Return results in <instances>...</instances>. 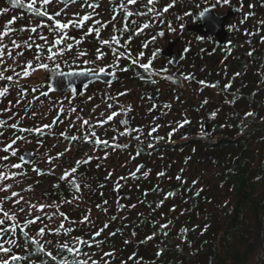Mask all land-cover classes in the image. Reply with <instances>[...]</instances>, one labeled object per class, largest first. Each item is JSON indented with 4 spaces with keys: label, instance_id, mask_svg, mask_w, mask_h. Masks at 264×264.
<instances>
[{
    "label": "trees",
    "instance_id": "16d2710c",
    "mask_svg": "<svg viewBox=\"0 0 264 264\" xmlns=\"http://www.w3.org/2000/svg\"><path fill=\"white\" fill-rule=\"evenodd\" d=\"M171 2L172 0H156L154 7L161 10ZM145 3L146 0H140L138 5L132 7L136 12H147ZM197 4L198 2L194 0H179V4L169 10H175L172 16L178 18L183 12L182 8L189 6L190 13H194L197 11ZM11 5L22 7L28 14L42 18L36 16L18 0H12ZM129 9L132 10L131 7ZM119 11L123 13L120 8ZM130 19L132 23L126 32L123 31V26L107 34L101 28L100 35L97 36L94 32L88 33L90 26L87 25L83 32L76 29L80 33L79 37L76 35L67 43L72 44V50L75 47L74 52L78 53L87 52L92 45L112 49L111 56L115 59L116 52L120 50L115 47V42L109 46L100 43L102 39L110 40L113 33L127 41L135 39L142 47L147 45L140 47L141 51L152 57L159 48L160 39L157 34L162 30L160 27L151 26L144 29L145 19L142 20L139 15H134ZM165 21L168 22L169 17ZM124 24H129V18L125 17ZM137 25L140 26L139 30ZM116 29L120 31L117 32ZM154 36L156 39L153 41ZM138 44H136L137 51H139ZM58 48H62L63 52L69 51L66 45ZM42 50L46 52V47ZM121 61L126 63V58ZM119 70L118 74L121 76L138 78L143 91L148 92V95L156 94L154 79L144 69L132 66L130 70L124 71L123 65H120ZM173 76L176 84L183 83L181 82L183 75L173 73ZM193 77L188 81L190 93L193 88L191 86H198L199 81H205L207 103H204V100L199 107H193L192 97H198L196 92L188 98L183 94H176V98L173 97L176 104H171L169 99L158 95H155L158 101L155 98L151 99L152 102L156 101L155 109L159 112V120L154 124H160L164 128V130L159 128L154 136H162L165 139H150L146 135V139L136 142L133 149L137 151L136 153H140L138 156H143L145 159L156 157L161 167H165L164 172H173L171 176H167L168 178L160 180L164 181L163 186H159V180L150 174L144 176L143 172H140L133 177L131 185L126 187L127 190H123L124 193L118 201L120 206H126L123 208L127 211L125 218L109 223V227L102 235L95 238L97 240L95 247L83 248L84 252L92 253V258L97 259L101 264H264V259L262 260L264 257V65L261 64L258 72L250 69L247 73L238 75L234 82L232 81L234 76H225V78L223 74L218 76L209 72ZM216 82H218L216 87L208 86ZM229 83L231 88L225 90L224 85ZM174 91L172 90L173 93ZM188 99L190 103H186ZM232 100L235 103H229ZM177 104L191 105L192 116L200 126L195 127L189 123L181 128V133L176 138L174 136L168 140L170 128L163 121V115L166 109L176 110ZM213 111L217 112L215 117L210 115ZM246 112H253L254 115L247 117ZM206 122L208 131L204 130ZM198 127H201L202 131ZM199 132H206L207 135H201ZM86 135L88 134L78 132L75 142L86 146L88 141L83 139ZM149 144L153 146L149 147ZM129 145L130 142L122 144L119 149L130 150ZM184 151H188L187 156L183 155ZM176 154L178 160L197 162L198 166L200 162L206 160V165L215 169L205 187L196 180H193L196 181L195 184L189 183L185 172L177 173L178 160L174 159ZM89 167L82 165L75 175L76 180L81 184L80 192H76L68 182L61 181L59 177L49 188V192L54 197L59 195L62 199L69 200L81 197V193H86L89 187L88 193L91 196L88 200L89 206L103 213L105 208L110 207V198L105 191V185L107 181L110 184L111 180L109 178L102 180V175L105 174L103 172L99 174ZM178 175L182 177L181 180L176 179ZM167 192H175V195L165 198ZM134 200L139 201V209H136V206L132 209L128 208V205H134L132 203ZM161 200L164 201L162 206L157 207ZM104 201H107L106 205ZM96 205H100V208ZM120 206L117 207L121 208ZM78 212L83 214L77 218L75 225L70 226L73 229V237L80 236L91 243L92 233L103 225L82 223L87 210L84 212L78 210ZM169 220L171 225L162 229L160 225L168 223ZM183 229L188 231L184 232ZM24 231L18 227L12 234L17 237L12 254L20 256L21 259L10 264H60L61 254L57 248L59 243L66 242L64 236L59 242L55 238L51 249L46 246L45 251H40L37 244L32 241L33 236L26 237ZM113 232L116 235H110ZM165 232L167 235L164 234ZM149 236L152 239H147ZM161 250L162 254L157 255ZM47 251L54 252L55 261L47 256ZM104 252H114V255L104 257ZM63 257L72 259V254L64 252Z\"/></svg>",
    "mask_w": 264,
    "mask_h": 264
},
{
    "label": "rangeland",
    "instance_id": "374dc122",
    "mask_svg": "<svg viewBox=\"0 0 264 264\" xmlns=\"http://www.w3.org/2000/svg\"><path fill=\"white\" fill-rule=\"evenodd\" d=\"M21 2V4H24L27 6V4L30 2V0H18ZM99 2L98 8H89V7H83V4H91L90 1H83V0H77L76 3H70V0H67L64 2V4L58 3L56 1L55 4L47 6L49 11L51 12L54 8H63L65 4L68 5L66 14L59 17L62 22H65L69 19L76 20L77 16L73 15V13H77L79 15H83L85 13H90L92 15V19L85 22V25H89L92 27L91 22L95 23L96 20L101 21H107L112 13H115L114 6H118V4L122 3L123 0H94ZM209 0H203L204 3H208ZM116 2V3H114ZM132 6V5H131ZM37 7L44 8L45 6L39 2ZM8 9V15H4V13H0V27L2 31L4 24L11 19L13 16L17 17V21L15 25L13 26L14 29H20L22 27H29L35 26L37 24H48L47 18L44 17V19H37L34 16L25 13L22 10L18 9H12L8 6V3L5 2V0H0V9ZM226 9V7H223L219 10V12H222ZM160 12V15L157 16L156 12L149 13L147 16L143 15L141 16L142 20L145 19V23L150 24L151 27L157 28L160 27V29L164 32V35L161 37L159 36V47H166L167 43L170 39L175 38L182 30L184 32L185 26L181 29L178 28V26L172 28L175 29V31H169L167 27V22L165 21L166 18L171 17L172 22L176 21L177 19L173 18L172 13H174L175 10L168 12H163L161 10H157ZM96 13H99V15H96ZM118 18H116V23L124 24V18L123 13H120L119 11L115 13ZM140 16V15H139ZM22 17V18H21ZM184 17V12H182L180 19ZM171 20L169 22H171ZM163 21V22H161ZM164 21L166 23H164ZM54 23V22H53ZM115 23V24H116ZM144 23V24H145ZM166 24V25H165ZM173 25V23H172ZM149 26V27H150ZM88 28V27H87ZM78 29V28H77ZM104 32L107 34L110 32L107 28H102ZM80 32H83L81 28L79 29ZM66 34L69 37L68 41L75 38L77 35L79 37V31H76L75 27H69L66 30ZM40 35H44L48 37V40L51 41L55 37L49 32V28L47 26L38 29V34H33L30 31L20 32V31H14L9 37L3 38V43L5 45H8V49L12 52V58L6 59V63L15 70V72H7L9 75H14L15 73H21L19 77L14 78L13 82H17V87L12 88V86L8 85L9 92L8 99L6 104H0V117H2L6 125H11L12 123H15L18 125L17 129H8V127H5L4 125H0V158H2L5 155H8V152H4L3 148L5 145V142L10 141L13 137L16 135H19L23 137V139L17 141V145L14 147L18 149L17 153H19L24 144L27 142L26 138L24 137V132L20 131L21 128H26L28 126H42L44 124H52L54 120H57L58 123L56 124L55 128L54 125L52 127H49L48 129L52 130V132L57 133V130H60L59 136L54 137V139L49 140L44 146L43 150L40 149L41 154L43 155V159L45 160L47 157H55L54 164L49 166L50 173H44V176H39L40 178L37 179V181H31L32 179L37 178V175H34L30 172V174L25 173L24 167L21 169H12L10 167L11 164H15V161H11L12 157L8 161H3L0 159V171H3L7 173L10 176V179L7 181L0 180V185L8 183L11 184L12 187L7 192H0V199H3L5 196L11 197V192L16 191L21 194L23 197V200L17 205V204H10L9 201H5V207L6 210H9L10 212L14 211L18 214V220L17 221H11L13 224H18V227H21L25 231L29 232V235L32 237H36L40 240L41 243L48 242L51 246L49 247L48 244L46 246L48 248L53 247V242L55 238H57L58 242L60 241L61 237L64 236L66 242H70L71 238H74V233L71 232L70 236L65 234H46L44 237H38L37 236V230L41 226L47 227H58L61 222H64L66 227H70L73 224L75 225L76 220L78 217L82 216L83 213H79L78 210L85 212V215H89V221L84 224H93V223H101L109 224L113 221H120L125 218L127 215V211L121 208H118L117 206H120L118 201L121 199L122 195L119 196L117 193L121 190H127L126 187L131 185V180H133V177H130L129 174L136 170L137 166L141 163H143V171H148L150 175L153 178L158 179L159 186L164 185V181H160L163 178H168L167 176H171L173 171L165 172L166 175L164 176H158L157 173L164 170L165 167H161V165L157 162L156 157L152 156L150 159H145L143 156L136 155L133 151L127 150V149H119V146L122 144H127L128 139L125 140V138H130L133 136H121L119 140H117L112 134L109 132H106L104 128L106 126H98L97 121L106 117L109 112L113 110H118L124 107L125 105H128L132 108V120L134 122L148 125L150 126L152 123L154 124L156 121L159 120L158 116V110L149 113L150 110V102L146 98H142L139 95V87L138 83L136 84V81L133 78L123 77L121 78V83L114 82L112 83L113 86L110 88H105L101 83H93V88H89L87 93H84L81 98H78V102H75L73 100V96L67 93L58 94V92H46L47 95L41 96L39 92L36 90L38 87L43 85L46 75L47 69H41L38 67V64L34 61V68L33 70H30V76L28 78L23 77L22 75V67L28 60H32L34 57L39 56L40 60H42L44 63L48 64V67H56L59 66L64 69H76L78 67L82 68L83 65H87L91 67L93 70L89 71H95L96 67L100 69V67H104L108 71L113 66V64H119L117 63V59L111 56L112 49H106L105 47H97L92 45L87 50L86 56H80L78 52L75 51V47L71 51L63 52V54H60V48L56 49L57 54L53 56L52 59H48L49 53L43 52L41 49L40 52H37V49L35 47L31 49H27L23 46L24 41H28L35 44L42 45V48L46 47V42L41 41L39 39ZM112 35H114L112 33ZM29 37L32 39L29 40ZM15 39L18 43L22 44V47L19 49V52H22V56L17 55V50L12 48L11 40ZM77 39V37H76ZM120 43L117 45L115 44V47L120 48L121 51H124L125 53L128 52L129 48H132L133 50L135 47H139V51H141L142 45L137 40H128L127 39H120ZM67 41V42H68ZM130 41V42H129ZM111 45V44H110ZM109 46V45H108ZM141 47V48H140ZM100 49L102 52L105 53V57L103 60L97 61L96 55H97V49ZM196 48V47H194ZM197 49V48H196ZM132 50L133 57L136 56L134 54V51ZM140 57H136V60H139ZM142 58V57H141ZM143 58H146L145 56ZM158 60V59H157ZM16 61L19 62L20 66H17L15 63ZM87 61V62H85ZM140 61H144L141 59ZM148 62V61H147ZM159 62V60H158ZM157 62V65H158ZM110 66V68H108ZM158 73V74H156ZM171 77V79H167L166 77ZM152 79H154L155 84V91L156 94L161 96V98H165L170 100L171 104H176V100L173 101V92L172 90H175L176 83H175V77L173 74H168L165 72L160 73V71H154L151 75ZM125 81V82H122ZM1 82V81H0ZM102 82V81H101ZM188 83L184 82L180 84L181 91L188 89ZM5 87V86H4ZM14 87V86H13ZM28 88L35 91V94L37 95V98L34 100V104L30 103V98L32 97L30 93L27 95L23 93V88ZM26 88V89H27ZM214 90V88H211ZM154 90V89H153ZM194 92H197V88L194 89ZM66 91V90H65ZM127 92L126 95H118L119 93ZM187 92V91H186ZM191 92H193V88L191 89ZM197 96L198 97H192L193 101V107L200 106V104L207 98L205 95V90L203 86L198 89ZM66 94V95H65ZM182 95V93H180ZM191 93H188L187 96L190 97ZM155 95L152 96L155 98ZM165 99V100H166ZM156 101H158L155 98ZM189 100V99H188ZM1 102V100H0ZM189 102V101H187ZM113 104V108H109V104ZM122 106V107H121ZM180 106V107H179ZM187 106V108L185 107ZM180 105L177 104L176 110L170 108L169 110L166 109L164 113L163 121L167 123V126L170 128V132L173 128H176L177 130L174 132V134L169 137L168 140L172 139L174 136L176 138L177 135L181 133V127H178L179 123L183 119H187L190 121L192 125H199L198 121L194 119L192 116L191 105ZM63 108V112H60L59 109ZM72 109H75V111H72ZM165 110V108H162ZM119 110V111H121ZM122 114L118 117H124L123 111H121ZM33 113L36 115L34 116ZM141 113V114H140ZM103 114V117H102ZM77 117H80L82 119H89L91 123L85 127L81 120H78ZM117 117L113 120L116 122ZM93 120H95V123L93 125L98 127L95 128V131L100 132L97 133V135L101 139L108 140L109 147L105 149L104 145H96V144H88L84 146L83 144H76L72 139L67 141L66 136L69 135L70 137L76 136L78 132L81 134H88V128H90L91 124H93ZM118 120V119H117ZM30 123V125H28ZM114 122L109 124V127L112 126ZM159 123V122H158ZM157 123V124H158ZM75 125V128L72 126ZM160 125V124H158ZM200 126V125H199ZM162 127V126H161ZM160 127V128H161ZM201 130V127H198ZM161 130H164V128H161ZM123 131V129L121 130ZM120 131V132H121ZM61 133H64L63 136H61ZM119 135V133H118ZM123 137V138H122ZM120 139H124V141H121ZM143 140L141 138L138 140L140 142ZM177 142V140H172ZM92 142V141H90ZM50 149V150H49ZM70 149V151H69ZM129 149H132L130 147ZM11 153V152H9ZM58 153H64V155L56 159V155ZM88 155H92L94 159L91 161V163L87 164L90 166L93 171L98 172L101 174L103 172L105 175H102V180L104 179H110L111 183L109 184L107 181V184L105 185V191L107 193V196L110 198V207L105 212L100 213L97 210L92 209V207L89 206L88 200H90L91 196L88 193V189L86 193H81V197H75L71 198L67 201L68 203H64L66 199H62L59 195L57 197H54L52 193L49 192V188L53 186L55 182H57L58 177H60L65 170H70L74 165L76 160L78 159H84ZM105 155L107 158L105 159ZM177 155H175L174 159L178 160ZM184 156L188 155V151H184ZM54 159V158H53ZM190 164V165H189ZM207 161L204 160L203 163H199L200 166H198L197 162H192L190 160H178V163L176 164L177 167V173L182 174V172H185V176L188 177L189 183H192L193 180H196L199 182V184L203 187L207 185V182L209 178H211V175L214 174L215 169L211 167L210 165H206ZM99 165V167H97ZM47 166V165H45ZM183 169V171H181ZM16 172L15 177H11V173ZM164 172V171H163ZM25 173V175H24ZM124 177L123 180L120 178ZM119 183L120 187L117 190L116 184ZM31 187V191H28L27 189ZM109 191H107V190ZM45 204V205H51V207H46L45 211L41 213L39 211V204ZM132 203L136 206V209H139L140 204L138 200H134ZM29 204L37 205V208L32 211L30 210L27 214L20 212L21 208H27ZM129 206V205H128ZM129 208V207H128ZM133 207H130L132 209ZM128 209V210H130ZM63 211L67 214L69 217L68 220H62V218L59 216V212ZM55 212V218L53 220H47L45 217L52 216ZM35 215H40L42 219L32 225H28L27 228L24 227V224L22 221L30 219L34 217ZM84 215V216H85ZM111 217H115V219L111 220ZM171 222V220H169ZM171 223L169 224V226ZM7 223L4 225V227H7ZM14 232L9 233L7 237H4L0 239V243L4 244L6 247H9L11 250L14 248V244H7V239H13L17 242V237L13 236ZM4 254L0 253V258H3Z\"/></svg>",
    "mask_w": 264,
    "mask_h": 264
},
{
    "label": "snow or ice",
    "instance_id": "6c2138e0",
    "mask_svg": "<svg viewBox=\"0 0 264 264\" xmlns=\"http://www.w3.org/2000/svg\"><path fill=\"white\" fill-rule=\"evenodd\" d=\"M40 3H42L45 7L44 8H40L37 7L38 4V0H30V2L27 4V7L32 10L36 16L38 17H46L48 24L45 25L43 23L41 24H37L35 26H32L31 28L25 26L22 27L20 29H14V25L17 21V17L13 16L11 19H9L3 26V30L0 31V81H4V82H9V81H14V78L19 77V75L21 73H15L14 75H7L6 73L11 71V72H15V70L13 68H11L7 63H6V57L7 59H11L12 58V52L8 49V45H5L3 43V38L4 37H9L14 31H20V32H25V31H30L33 34H38V29L43 28L45 26H47L49 28V32L54 35V39L49 41L47 36L44 35H40L39 39L41 41H45L46 42V50L49 53L48 59H52L54 55L57 54L56 49L61 46V45H66L67 49L69 51L72 50L73 45L70 43H67L69 37L66 34V30L69 27H76V28H82L85 25V22L89 21L92 19V15L90 13H85L82 16L77 14V13H73V15L77 16L76 20H67L65 22H62L61 19L59 17H61L62 15L66 14L67 12V7L68 5L65 4V6L61 9V8H54L52 9V11L50 12L48 7L49 5L55 4L56 0H39ZM77 0H70V3H76ZM156 0H146V3L144 4V7L147 9V12H134L132 10L129 9V5H138L140 3V0H123L122 3L118 4V7L120 9L123 10V15L126 18H129V24H124L123 25V31H128L130 24L132 23L131 21V17H133L134 15H147L148 13H153L156 12V15L159 16L160 12L157 11V9L154 7ZM219 2L223 3V4H228L230 2V0H219ZM61 4H64V0H60ZM175 0H172V3L167 4L166 6L163 7L162 11L163 12H168L170 8H172L174 6ZM83 7H89V8H97L99 7V5H96L95 3H91V4H83ZM212 7H215V5H212ZM251 7V6H250ZM8 9L4 8V9H0V13H7ZM208 9L205 8L202 12H200V16L203 17L206 13H207ZM187 14V13H186ZM96 15H99V13H96ZM253 15V13L249 12L247 13V16H251ZM22 18V17H21ZM247 18V17H246ZM115 21V17H113V22ZM54 22V23H53ZM163 22V21H161ZM96 27H89L88 28V33H95L97 36L100 35L101 32V28L102 27H106L105 24H103V22L96 20ZM260 25L262 27H264V21H259ZM150 26V24L145 23L143 25L144 29H147ZM181 27H183V25H181ZM140 26L137 25V29L139 30ZM168 29L169 31H175L174 28H172L171 23L168 22ZM116 31H120V29H116ZM137 34H139V31L137 32ZM158 36H163L164 32L160 31L158 34ZM32 38L29 37V40H31ZM153 41L156 39V36L152 37ZM197 39H202L201 37H197ZM113 42H115V44H119L120 40L118 39L117 35H113L111 37V39H102L100 40V43L103 45H110ZM130 42V41H129ZM11 45L12 48L17 50V55L18 56H22L23 53L19 52V49L22 47L21 43H18L17 40L12 39L11 40ZM23 46L26 47L27 49H31L33 47H35L37 49V52L39 53L40 50L42 49V45L40 44H35L33 45L32 43L28 42V41H24ZM147 45H144V47H146ZM158 51V50H157ZM60 54H63V49H60ZM156 53H153V58L155 57ZM80 56H86L87 53L86 52H80L79 53ZM128 56L130 59L132 57V53L131 50L129 49V51L127 53H125L124 51H120L118 50L116 52V56H117V63L119 62V59H123L125 56ZM138 57H144V52L140 51L139 53L136 54ZM249 55H252L251 52H249ZM105 57V53L102 52L99 48L97 49V55H96V60L100 61L103 60ZM34 61L38 64V67L41 69H47L48 68V64L44 63L42 60H40L39 56L34 57L32 60H28L22 67V75L25 78H28L30 76V70H33L34 68ZM87 62V61H85ZM133 64H137L138 60L136 59H132L131 61ZM17 64V66L19 65V62L16 61L15 62ZM152 60H149L147 63H140L139 67L144 69L146 72L150 71V66H151ZM105 68L104 67H100L99 71L101 73L105 72ZM126 70V69H125ZM87 71V69L85 70ZM167 71L166 69H161V72ZM72 74V73H70ZM158 74V73H156ZM235 75H239V73L235 74ZM167 79H171V77H166ZM194 77L191 74H186L183 76L184 80H192ZM199 83L201 85L206 84L205 81L201 80L199 81ZM218 84V82L216 83H212V84H208L209 87H216ZM231 88V84H225L224 85V89H230ZM9 92V88L7 87H3L0 86V97L5 96L7 93ZM127 92H123V93H119L118 95H126ZM43 95H47V93H43ZM204 103H207V100L204 101ZM229 103H235L234 100L229 101ZM108 107L111 109L112 105L109 104ZM153 107H156L155 105H153ZM127 110H131L130 106L128 107ZM60 112H63V108L61 107L59 109ZM72 111H75V109H72ZM122 114L121 111H111L110 114H108L106 117L100 119L97 121V125L98 126H103L106 123H109L111 121H113L114 118L120 116ZM33 115L35 116L36 114L33 113ZM210 115L212 117H215L217 115V112L213 111L210 113ZM254 113L253 112H246L245 116L247 117H251L253 116ZM103 117V114H102ZM78 120H81L80 117H77ZM55 123H58L57 120H54L52 122V124H44L42 125V127L39 128H34V129H27V128H21L20 131L22 132H28V131H34L35 133L39 134L41 133L42 129L46 130L49 127H52ZM81 123L87 127L91 121L89 119H82ZM120 124L124 125V129L123 131H121L119 133V135L121 136H126L129 135L130 132L132 131V129L128 128V120H120L119 121ZM190 121H188L187 119H183L178 127H184L185 125L189 124ZM0 125H4L5 127H10L11 129L15 130L18 125H16L15 123H12L11 125H6L5 122L3 120H0ZM73 128H75V125L72 126ZM161 127V125H156L153 126L149 129L147 135L150 137H153V139L155 140H163L165 139V137L162 136H154L153 134L158 132L159 128ZM176 128H173L172 131L168 134L169 137H171L174 132L176 131ZM135 131L139 132L140 129L139 127H137L135 129ZM0 135H2V133H0ZM64 133H61V136H63ZM201 135H207L206 132H202ZM23 139V137L16 135L15 137H13L10 141L5 142L3 151L4 152H11V156H17V151L18 149L15 148L14 146L17 145V141ZM71 139L73 141L77 140L76 136H72ZM83 139L85 141H94V143L96 145H104L105 147H107L109 145V141L105 140V139H101L95 130H92L88 135L84 136ZM137 140H140L141 137L137 136L136 137ZM149 147H152L153 145L149 144ZM70 151V149H69ZM140 153H136V155H139ZM64 155V153H58L56 155V159L61 158ZM105 159L107 158V156L105 155L104 157ZM3 161H8L10 159V157L8 155L3 156L2 158ZM19 159L21 161L24 160L23 156H20ZM94 159V157L92 155H88L86 158L84 159H78L75 162V165L70 169V170H65L63 171L62 175L59 177V179L61 181H65L69 183V186L72 187L76 192H80L81 191V184L76 180L75 175L78 172L79 168L82 165H87L89 163H91V161ZM49 162H52V158H49ZM10 167L12 169H21L23 167L22 164L20 163H15V164H11ZM97 167H99V165H97ZM34 171H37L39 174L43 175V171L40 169H33ZM183 171V169L181 170ZM143 172L144 176H148L150 173L147 171H143V166L142 165H138L136 170L131 172L129 174L130 177H135L137 176L138 173ZM158 176H164L166 175L165 172L161 171L159 173H157ZM16 176V172H12L11 173V177H15ZM10 179V176L3 172L0 171V180L3 181H7ZM121 180L124 179V177L120 178ZM177 180H181L182 177L181 176H177L176 177ZM193 183L195 184L196 181H193ZM12 187L11 184L5 183L0 185V192H7L8 190H10ZM55 187H59V185H55ZM120 187V184L117 183L116 184V189L118 190ZM28 191H31V187H29L27 189ZM159 190V189H157ZM199 194V193H197ZM145 195H147V193H145ZM175 195V192H167L165 194V198H169V197H173ZM23 200V197L21 196L20 193L16 192V191H12L11 192V197H7L5 196L3 199H0V217H3L2 219H0V239L7 237L9 235V233L11 232H15L17 231L18 228V224H13L11 223V221H17L18 220V214L14 211L10 212L9 210H6L5 205V201H9L10 204H19L21 201ZM69 201L65 200L64 203H68ZM163 200L159 201L157 204V207L162 206L163 204ZM105 205L107 204V201L103 202ZM39 207V211L41 213H43L46 209V207H51V205H45L43 203L38 205ZM97 208H100V205H96ZM121 209H123L124 205L120 206ZM128 207H135V205H129ZM37 208V205L34 204H29L27 208H21L20 212L27 214L30 210L34 211ZM107 209L105 208V211ZM59 216L62 218V220H68L69 217L67 216L66 213H64L63 211L59 212ZM55 218V212L53 213L52 216H47L45 217V219L47 220H53ZM42 219V217L40 215H35L34 217L24 220L22 221V223L24 224V227L27 228L28 225H32L35 224L37 222H39ZM113 219H115V217H113ZM89 221V215H85L82 218V223H87ZM7 223V227H4V225ZM171 222L169 221L168 223L162 224L160 225V227L162 229H166L168 228L169 224ZM109 227L108 224H104L102 228L96 230L94 233H92V237L93 240L91 243H89L88 240L84 239L83 237L77 236L74 238H71V242H62L58 244V248L57 251L61 254V259H60V264H101V262H99L97 259H93L92 258V253L90 252H84L83 248L84 247H95L97 240L95 238H99L103 231L105 229H107ZM73 231L72 228L70 227H66L64 222H61L59 224L58 227H45V226H41L39 227V229L37 230V236L38 237H44L46 234H65V235H69L70 233ZM182 231L187 232L188 229H183ZM165 235H167V233H164ZM24 235L26 237L29 236V232L28 231H24ZM110 235H116L115 232L110 233ZM133 235H135V233H133ZM147 239H152L151 236L147 237ZM32 241L33 243L37 244V246L39 247L40 251H45V247L46 244H48V242L45 243H41L39 239H37L36 237H32ZM7 244H14L16 243V241H14L13 239H7L6 240ZM19 246V245H17ZM48 246L50 247L51 245L48 244ZM67 252L72 254V259H68L63 257V253ZM0 253L4 254L3 258H0V264H10V262H14L17 261L19 259H21L20 256L18 255H13L12 254V250L9 247H6L4 244L0 243ZM47 256L51 257L53 261L56 260V255H54L53 251H47ZM162 254V250L161 252H158L157 255ZM112 255H114V252H104L103 256L104 257H111Z\"/></svg>",
    "mask_w": 264,
    "mask_h": 264
},
{
    "label": "flooded vegetation",
    "instance_id": "af4514ba",
    "mask_svg": "<svg viewBox=\"0 0 264 264\" xmlns=\"http://www.w3.org/2000/svg\"><path fill=\"white\" fill-rule=\"evenodd\" d=\"M57 1V0H56ZM83 1H88V0H83ZM90 3H95L96 5H99L98 1H94V0H89ZM197 1V11H195L194 13H190L189 11V6H185L184 8H182L183 12H184V17L182 19H180V17L175 18L177 19L176 21L172 22V18L169 17V21L171 20V26H178V28H182L181 25H183V27L185 26V30L183 32V30L173 39H170L167 43V46L169 45V43H171L172 41H176V43L172 46V54L169 56H166L165 54L160 53V50H164V47H159L156 51L155 57L153 58V56H149L147 54L144 53V56L146 58H139L138 63L137 64H133L131 61L132 59H136V57H138L136 54L139 53L140 51H137L138 49L133 50L132 48H129L131 50L134 51V54L136 56L133 57V53H132V57L131 59L126 55V63L124 61H121L122 59H119V64H113V66L110 68V66L108 68H110V70L105 71L104 73L110 74L111 77L108 79L107 82L104 81H100V80H92L88 83H86L83 86V90H81L79 93L75 90L74 86L69 87L66 91H62L63 93H67L73 96V100L75 102H78V98H81V96H83L84 93L88 92L89 88H93V83H101L105 88H110L112 85V83L114 82H119L121 83V78L123 76H121V74H118V72L120 71V65H123V70L126 71L125 69L130 70V67L132 66H136L139 67L140 63H147V61L152 60L151 66H150V71L148 72V75L151 77V75L153 74L154 71H160L163 68H167V73L168 74H179V75H186V74H191L192 76H196V75H202L205 72H209V74H217L219 75H224L225 76H234L233 78V82L235 81V78L238 75H235L237 73H239V75L243 74L244 72H248V70L253 69L256 72H258V69L260 68L261 64L263 63L264 65V27H262L259 23V21H264V0H230V2L228 4H223L221 2H219V0H209L208 3H204L203 0H194ZM6 3H9L10 0H5ZM58 2V1H57ZM60 3V2H58ZM116 3V2H114ZM172 3V2H171ZM12 0L10 2V4H8V6L12 9H18V10H22L25 13H27L22 7H12ZM179 4V0H175L174 6ZM212 5H215V7H212ZM251 6V7H250ZM128 7H131V9L136 12L134 10V8L129 5ZM223 7H226V9L222 12H219L220 9H222ZM98 8V7H97ZM115 8V13L119 11V7L118 6H114ZM205 8L210 9L212 8L215 12V14L217 15H223L224 13H227L228 11H235V13L231 16L228 17L226 24H225V36H224V40L222 43L218 42V38L216 36L213 35H204V33H199L193 29H189V27L191 26H196L198 24H200V12H202ZM120 12V11H119ZM253 13V15L251 16H247V13ZM115 13H112V15L110 16V18L107 21H101L103 22V24L106 25V27H102V28H107L110 31H114L115 28H120L123 25L121 23H116V18H118L116 16ZM187 13V14H186ZM182 13H180L181 16ZM4 15H8V11L7 13H4ZM113 17H115V21L113 22ZM247 17V18H246ZM36 18V17H35ZM37 19H44V17L42 18H37ZM125 21V16L122 19ZM168 21V22H169ZM168 22H167V26H168ZM116 23V24H115ZM173 23V25H172ZM91 26H97L96 23L91 22ZM86 27V25H84V27L81 28V30H83ZM76 28V27H75ZM94 28V27H93ZM3 29V28H2ZM77 29V28H76ZM80 28H78L79 30ZM1 30V27H0ZM200 30H203L202 28H200ZM112 31V32H113ZM197 37H201L202 39H197ZM179 38V39H178ZM108 46V45H106ZM196 47V48H194ZM128 49V51H129ZM249 52L252 53V55H249ZM173 53H183L182 58L177 62L176 65H172V63L170 62V59L173 56ZM117 58V57H116ZM141 59H143L144 61H140ZM159 62H158V60ZM158 62V65H157ZM117 65V67H115ZM48 68H52L55 72L58 71H69V70H86L88 72H100L99 68L96 67L95 71H89V70H93L91 69V67L87 66V65H83L82 68L78 67L76 69H64L61 68L59 66L56 67H48ZM160 68V69H159ZM165 72V71H164ZM112 73V74H111ZM7 75H9V73H6ZM109 76V75H108ZM125 77H129V76H125ZM130 78V77H129ZM226 78V77H225ZM136 81V84L139 87V96L142 98H146L149 100L150 102V112L156 111L155 107H153V105L156 106V101L154 100V102L151 101V99L153 98L152 94L148 95V92L143 91L142 86L139 83V79L138 78H133ZM189 80H182L181 82H187L188 83ZM125 82V81H122ZM9 86H12V88L17 87V82H13V81H9V82H4L1 81L0 82V86H5L8 88ZM180 83L176 84L175 87V91L172 94L173 97H175L176 94H180L182 93L183 95L187 96L188 93H190V91L188 89H185L183 91H181L180 88ZM14 86V87H13ZM203 86V88L205 89V87H207L205 84L204 85H198V86H191L193 88H197V92L198 89H200ZM27 88V87H26ZM23 88L22 91L25 94H29L32 97L30 98V103L32 105V103L34 104V100L37 98V95L35 94L34 90L31 89H26ZM189 88V85H188ZM179 89V90H177ZM39 94L41 96H43V93L51 92L50 87L48 85V83L44 80L43 85H41L40 87H38L36 89ZM174 90V89H173ZM187 91V92H186ZM62 92H58V94H63ZM54 93V92H53ZM195 92H191V94H194ZM190 94V95H191ZM66 95V94H65ZM8 94H6L5 96L0 97V104H6L7 99H8ZM189 96H187L188 98ZM176 98V97H175ZM173 99V98H172ZM175 101V100H173ZM189 102L186 103H190V100H188ZM174 104V103H173ZM112 108L114 103L112 104ZM115 107V105H114ZM122 107V106H121ZM129 107L128 105H125L124 107H122L121 109L118 110H113V111H123V115L124 117H117L116 122L115 121H111L109 123L104 124L103 126H106L105 131L109 132L110 134H112L117 140H119L120 135H118V133H120V131L122 129H124V125L120 124L119 121L120 120H128V128L132 129V131L130 132L129 136H133L130 138H125V140L128 139V142H130V147H132V149H130L131 151H133L136 154V150L133 149V147L135 146L134 144L136 142H138V140L136 139L137 136H140L143 139H146V135L149 131V129L153 126H156L155 124H151L150 126L148 125H143L137 122H134V120H132V108L131 110H127ZM180 107V106H179ZM113 109H117V108H113ZM153 109V110H152ZM110 114V112L108 113ZM141 114V113H140ZM3 119L2 117H0V120ZM115 119V118H114ZM113 119V120H114ZM203 119V118H202ZM112 126L109 127V124L112 123ZM95 123V120H93V124H91L90 128H88V134L94 130L95 128H98L96 126L93 127ZM57 123H55L54 128L56 126ZM30 125V123L28 124ZM162 126V125H161ZM42 126H28L26 127L27 129H34V128H39ZM139 127L140 131L137 132L135 131V129ZM195 127H197V125H195ZM162 128V127H161ZM8 129H10V127H8ZM17 129V128H16ZM52 130H54L53 128H51V130L49 129H42L41 133L37 134L34 131H28V132H24V137L26 138V143L24 144L22 150L17 153V156H11V153L8 152V155L12 157L11 161H15L16 163H20L23 165L24 169H25V173L30 174V172L34 175H37L38 177L35 179H32L31 181H37V179H39V176H44L39 174L37 171H34L33 169H40L43 171V173H50V168L49 166L54 164L55 161V157H51L52 158V162H49V158L47 157L45 160L43 159V155L40 152V149H44L43 146L49 141L54 139V137L59 136L60 134V130H57V133L52 132ZM204 130L208 131V128H205L204 125ZM96 131V133L100 132ZM202 131V130H201ZM201 132H199L200 134ZM154 135V134H153ZM150 137V136H149ZM123 138V137H122ZM153 137H150V139H152ZM67 141L71 140V137L69 135L66 136ZM24 140V139H23ZM121 141H124V139H120ZM25 141V140H24ZM75 142V141H74ZM76 143V142H75ZM89 145L90 144H95L94 141L87 142ZM77 144V143H76ZM129 144V143H128ZM105 147V146H104ZM109 147V145L107 146ZM105 147V149L107 148ZM129 147V148H130ZM50 150V149H49ZM20 156L24 157V160L21 161L19 159ZM54 158V159H53ZM47 165V166H45ZM24 173V175H25ZM34 183V182H33Z\"/></svg>",
    "mask_w": 264,
    "mask_h": 264
},
{
    "label": "water",
    "instance_id": "95a60500",
    "mask_svg": "<svg viewBox=\"0 0 264 264\" xmlns=\"http://www.w3.org/2000/svg\"><path fill=\"white\" fill-rule=\"evenodd\" d=\"M60 2V0H57ZM67 0H64V2ZM235 11H228L223 15L215 14L212 8L208 9L207 13L201 17L200 16V24L196 26H191L189 29H193L199 33H204V35H213L218 38V42L222 43L225 36V24L229 16L233 15ZM202 28L203 30H200ZM179 39V38H178ZM176 43V41H172L169 45L159 52L169 56L172 54V46ZM183 53H173L170 62L172 65H176L177 62L182 58ZM72 73V74H70ZM112 74V73H111ZM109 75V76H108ZM111 77L110 74L101 73V72H88L85 70H69V71H58L55 72L52 68H47L45 79L48 83L50 90L53 92H62L67 90L69 87L74 86L75 90L79 93L83 90V86L92 81V80H100L107 82ZM205 128H208L207 122L205 123ZM139 165H144L143 163ZM123 190L119 191L117 194L119 196L123 195ZM113 220V217H111ZM264 257L262 258V260Z\"/></svg>",
    "mask_w": 264,
    "mask_h": 264
}]
</instances>
